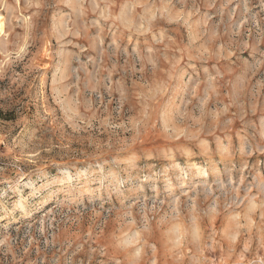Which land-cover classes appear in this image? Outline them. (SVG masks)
I'll list each match as a JSON object with an SVG mask.
<instances>
[{
	"label": "rangeland",
	"instance_id": "rangeland-1",
	"mask_svg": "<svg viewBox=\"0 0 264 264\" xmlns=\"http://www.w3.org/2000/svg\"><path fill=\"white\" fill-rule=\"evenodd\" d=\"M0 264H264V0H0Z\"/></svg>",
	"mask_w": 264,
	"mask_h": 264
}]
</instances>
